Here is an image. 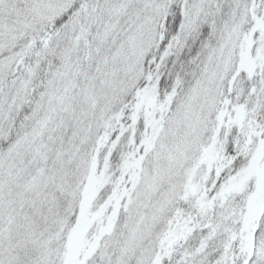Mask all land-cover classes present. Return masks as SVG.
<instances>
[{
	"label": "snow or ice",
	"instance_id": "6c2138e0",
	"mask_svg": "<svg viewBox=\"0 0 264 264\" xmlns=\"http://www.w3.org/2000/svg\"><path fill=\"white\" fill-rule=\"evenodd\" d=\"M0 264H264V0H0Z\"/></svg>",
	"mask_w": 264,
	"mask_h": 264
}]
</instances>
